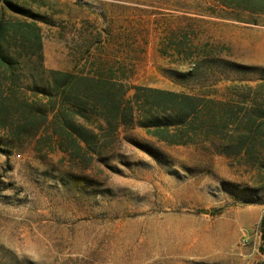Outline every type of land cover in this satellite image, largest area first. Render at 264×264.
I'll return each mask as SVG.
<instances>
[{
  "label": "rangeland",
  "instance_id": "obj_1",
  "mask_svg": "<svg viewBox=\"0 0 264 264\" xmlns=\"http://www.w3.org/2000/svg\"><path fill=\"white\" fill-rule=\"evenodd\" d=\"M10 1L39 17L0 0V21L27 34L21 24L36 21L49 69L102 74L126 100L136 87L212 98L243 130L249 113L264 120L260 71L220 63L264 68V12L213 0ZM240 14L250 23L230 19ZM15 64L24 97L31 77L47 90L36 55ZM92 126L89 161L0 130V264H264V131L236 154L235 133L171 145L137 124Z\"/></svg>",
  "mask_w": 264,
  "mask_h": 264
},
{
  "label": "trees",
  "instance_id": "obj_2",
  "mask_svg": "<svg viewBox=\"0 0 264 264\" xmlns=\"http://www.w3.org/2000/svg\"><path fill=\"white\" fill-rule=\"evenodd\" d=\"M4 1L9 7L28 17H39L30 10L17 7L10 0ZM213 2L221 10L264 12V0ZM241 15L230 19L250 23ZM219 17L228 19L227 15ZM253 24L258 25V22L254 21ZM21 25L34 32L27 34L22 29L14 30L11 29V23L0 21V130L7 133L17 146L33 149L47 147L52 151L58 150L89 161L86 156H92L96 152L97 139L92 117L106 121L108 128H112L111 131L117 130L121 125L137 124L151 136L171 145L191 144L196 139L208 138L211 134L227 138L235 133L238 134L234 146L236 154L242 151L249 153L263 135L264 120L257 123L249 113L245 124L248 129L243 130V124L234 115V110L225 109L224 103L212 98L136 87L133 98L126 100L122 85L113 79H106L102 74L49 69L45 66L42 37L37 22H24ZM23 53L36 55L38 68L49 76L47 90L40 88L36 78H29L28 90L31 91L32 98L23 96L27 89L20 85V74L15 64L16 56ZM220 63L241 70L260 71V79L263 81L258 87H264V68L229 60H220ZM40 94L45 96V103L41 102ZM259 116L262 117V113ZM227 152L230 154L228 150ZM153 153L156 156L157 150ZM261 239V251L264 252V216L261 220Z\"/></svg>",
  "mask_w": 264,
  "mask_h": 264
}]
</instances>
